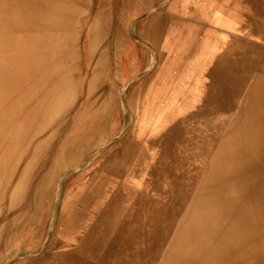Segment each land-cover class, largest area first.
I'll return each instance as SVG.
<instances>
[{
    "label": "bare ground",
    "instance_id": "6f19581e",
    "mask_svg": "<svg viewBox=\"0 0 264 264\" xmlns=\"http://www.w3.org/2000/svg\"><path fill=\"white\" fill-rule=\"evenodd\" d=\"M0 264H264V0H0Z\"/></svg>",
    "mask_w": 264,
    "mask_h": 264
},
{
    "label": "rangeland",
    "instance_id": "374dc122",
    "mask_svg": "<svg viewBox=\"0 0 264 264\" xmlns=\"http://www.w3.org/2000/svg\"><path fill=\"white\" fill-rule=\"evenodd\" d=\"M144 18L143 19H140L139 21H138V24L139 25H141L143 22H144ZM81 56V55H80ZM144 61V60H143ZM143 61H142V63H143ZM143 66L141 65V66H139V68H142ZM236 75V81L239 79V73H236L235 74ZM232 81H233V83H235V81H234V75H233V77H232ZM239 84V83H238ZM85 89V87H83L82 85L81 86H79L78 87V92H79V102H81V100H82V98H81V91L82 90H84ZM108 146H110V145H107L106 147H108ZM105 147V148H106ZM101 151H102V149H101ZM98 171V170H97ZM78 173V172H77ZM77 173H72V174H70V175H68L65 179H64V184L65 185H67V183L70 181L69 179H72ZM99 175H101L100 173H98V172H96V174H95V177L96 176H99ZM70 176H72V177H70ZM70 177V178H69ZM68 181V182H67ZM66 182V183H65ZM94 183H96L97 184V182H94ZM98 187H99V185L97 184V189H98ZM99 193V192H98ZM72 208H75V206H73Z\"/></svg>",
    "mask_w": 264,
    "mask_h": 264
}]
</instances>
